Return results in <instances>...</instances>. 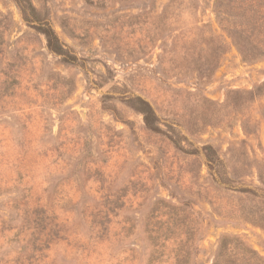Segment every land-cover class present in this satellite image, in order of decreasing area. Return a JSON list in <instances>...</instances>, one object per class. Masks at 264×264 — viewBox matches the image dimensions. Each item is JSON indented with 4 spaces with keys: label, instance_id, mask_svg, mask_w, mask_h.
<instances>
[{
    "label": "rangeland",
    "instance_id": "1",
    "mask_svg": "<svg viewBox=\"0 0 264 264\" xmlns=\"http://www.w3.org/2000/svg\"><path fill=\"white\" fill-rule=\"evenodd\" d=\"M214 4L0 0V264H264V55Z\"/></svg>",
    "mask_w": 264,
    "mask_h": 264
},
{
    "label": "trees",
    "instance_id": "2",
    "mask_svg": "<svg viewBox=\"0 0 264 264\" xmlns=\"http://www.w3.org/2000/svg\"><path fill=\"white\" fill-rule=\"evenodd\" d=\"M175 3L176 0H172V4ZM214 7L219 23L232 36L244 60H255L264 55V44L255 42L253 37V30L264 25V0H215ZM38 27L45 34L48 46L70 60L52 26L40 23ZM136 101L145 114L147 123L152 124L155 121V114L149 102L141 97H137ZM205 150L210 157L211 146H206ZM209 161L213 163L212 159Z\"/></svg>",
    "mask_w": 264,
    "mask_h": 264
}]
</instances>
